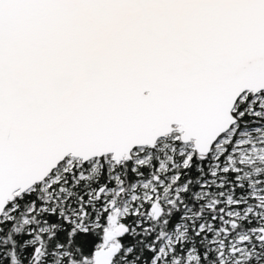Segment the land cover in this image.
Returning a JSON list of instances; mask_svg holds the SVG:
<instances>
[{"label": "snow or ice", "instance_id": "1", "mask_svg": "<svg viewBox=\"0 0 264 264\" xmlns=\"http://www.w3.org/2000/svg\"><path fill=\"white\" fill-rule=\"evenodd\" d=\"M0 264H264V0H0Z\"/></svg>", "mask_w": 264, "mask_h": 264}]
</instances>
